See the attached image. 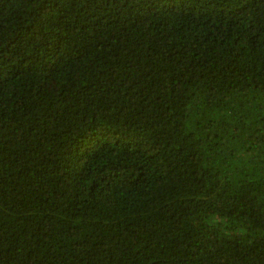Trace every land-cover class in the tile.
Segmentation results:
<instances>
[{"label": "trees", "instance_id": "16d2710c", "mask_svg": "<svg viewBox=\"0 0 264 264\" xmlns=\"http://www.w3.org/2000/svg\"><path fill=\"white\" fill-rule=\"evenodd\" d=\"M0 264H264V0H0Z\"/></svg>", "mask_w": 264, "mask_h": 264}]
</instances>
